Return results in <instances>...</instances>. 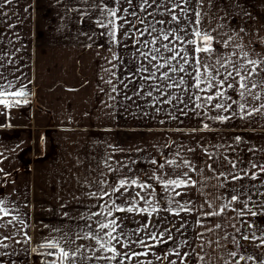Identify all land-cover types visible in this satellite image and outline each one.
Returning a JSON list of instances; mask_svg holds the SVG:
<instances>
[{"label":"crops","instance_id":"1","mask_svg":"<svg viewBox=\"0 0 264 264\" xmlns=\"http://www.w3.org/2000/svg\"><path fill=\"white\" fill-rule=\"evenodd\" d=\"M142 2L135 0L136 15H130L123 11H131L126 0H12L11 4L0 0V92H25L24 96L0 97L11 103L8 108L0 105V200L11 213L0 216V264H52L53 260L59 264V248L77 253L74 264L95 262L96 242L83 237L89 226L98 230V218L92 215L101 211L97 205L111 201L90 194L100 181L118 184L120 179L129 185L132 180L150 185L142 195L151 206L137 198V207H149V211L155 207L157 211L150 217L135 211L120 212L127 218L119 222H147L158 214L168 216L170 222L207 224L198 227L197 238L213 237L214 224H222L218 239L223 241V252L215 247L214 264H221L222 255L223 264H238L242 256L244 264H264V245L253 238L264 237V173L252 169L253 163L264 164V114L241 119L237 111L233 119L221 123L208 119L203 110L178 111L184 106L173 97L183 98L181 88L165 87L161 93L155 85L163 87L170 81L142 79L148 75L140 71L142 65L155 71L140 55L154 47L143 45L151 37L145 33L137 43L130 23L119 29L118 42L113 43L111 25L100 26L109 24L113 17L108 12L116 9L117 15L128 21L135 23L138 17L145 21L135 23V28L153 24L167 31L174 27L156 23L165 18L161 15L163 6L142 11ZM214 3V9L207 4L199 9L206 26L209 21L213 28L223 23V33L245 27L243 40L238 42L246 43L249 49L255 47L257 52L264 49L260 40L264 37V0ZM149 12L154 15L149 16ZM186 15L194 18L191 6ZM123 23L116 21L117 25ZM250 38L255 45L249 43ZM220 51H225L222 46ZM188 79L185 76L186 82ZM255 91L264 94L262 89ZM252 103L258 107L264 101ZM169 160L181 166L169 165ZM183 161L197 169L190 172L197 184L176 188L182 195L173 199L164 181L183 178L187 171ZM177 171L181 176L175 174ZM252 171L257 172V179L251 178ZM244 172L249 175L232 179L234 174L243 177ZM139 190L134 185L129 187L133 196ZM234 194L237 201H231ZM181 205L191 211H180ZM224 205L227 207L220 215H207ZM121 206L130 204L124 201ZM12 216L17 219L9 223ZM49 243L58 247L53 248L56 255L46 259L42 248ZM232 248H239L237 255L230 253ZM97 253L99 257L112 254L103 250ZM98 261L109 264L112 259Z\"/></svg>","mask_w":264,"mask_h":264},{"label":"snow or ice","instance_id":"2","mask_svg":"<svg viewBox=\"0 0 264 264\" xmlns=\"http://www.w3.org/2000/svg\"><path fill=\"white\" fill-rule=\"evenodd\" d=\"M5 2L11 4L12 0H5ZM126 2L131 5V11L129 9H123V11L126 14L136 15L135 9L137 5L135 0H126ZM219 3L223 4V0H219ZM169 4L171 5L170 7ZM205 4H207L210 9L216 7L214 0H164L163 5H161V0H143L140 5L142 11H146L147 8L153 6L156 8L161 6L164 7L165 12L161 13V15L165 16V18L156 23L169 26L174 25V27H169L167 31L164 28L157 29L153 24L146 25L143 29L135 28V23L144 24L145 21L139 17L135 23L128 21L125 17L118 16L116 9H110L108 12V14L113 17V19L109 21V24L102 23L100 26L107 28L111 25L109 35L112 37L113 43L118 42L117 32L119 29L123 28L124 24L130 23L133 24L137 43H140L139 37L144 36L145 33L151 37L150 40L145 39L143 45L147 47L150 44L154 47L149 48L148 52L141 51L140 55L148 60L155 71L142 65L140 71L148 73V75L142 77V79L148 81H170L163 87L160 84L155 85V90L161 93H163L165 87L168 89L181 88L184 93L183 98L179 96L173 97L184 106V108L178 109V111H184V109H188L189 111L203 110L204 115L208 119L221 123L233 119L237 115V111L241 114V119L251 117L257 113L264 114V103H260L258 107L252 103V101H264V94L255 91L256 89L264 90V49L257 52L255 47L249 49L246 43L238 42V40H243L241 34L246 32L245 27H239L238 30L231 29V32L223 33L220 31L225 27L223 23L213 28L211 26V21H209L206 26L204 22V13L199 10L203 8ZM188 6H191L194 18L186 15ZM235 6L239 7V4L237 3ZM0 7H3V5H0ZM148 15L152 16L154 13L149 12ZM167 16H170V19H168ZM182 16L184 19H187V24L184 23ZM220 19L223 20L224 17ZM117 20H123L124 23L117 25ZM232 32L235 33V36L231 34ZM153 33H160L162 35H153ZM181 33H183V35H181ZM125 35H129V33L125 31ZM260 40L264 42V37H260ZM164 41H167V43H164ZM173 41L177 43H173ZM249 43L255 45V41L251 40V38L249 39ZM180 45H184V47ZM221 46L225 50L224 52L220 51ZM164 53H168V55H164ZM116 58L114 54L113 60ZM161 69H165V71L157 76V72H160ZM177 74H179L178 78ZM185 76L189 78L187 82ZM107 83L112 84L113 82L112 80H108ZM125 87H127V84ZM112 91L116 92L117 88L113 86ZM136 94L138 93L134 92V95ZM8 95L24 96L25 92L23 90L12 93L0 92V97H6ZM147 95L151 96L152 92L149 91ZM126 99H131V97H126ZM26 102L27 101H25V103ZM163 102L166 103L168 101L165 100ZM15 103L19 104L20 101L17 100ZM190 104L193 105V107L190 108ZM0 105L8 108L11 106V103L7 99H0ZM249 105H251L250 110ZM211 112H216L217 114L208 115V113ZM220 113H230V115H223ZM204 128L208 129L209 125L205 123ZM236 139L240 140V137ZM152 163L157 164V161L153 160ZM166 163L169 165H176L177 168L181 166L177 164L175 160H169ZM183 165L187 168V171L182 174L183 178L167 179L164 181L165 188L172 190L173 199L182 195L181 192L175 191L176 188H192L197 184V181L193 180L190 175V172L196 171L197 169H195L189 161H183ZM158 167L163 168L165 165L159 164ZM232 167L236 168L237 165L233 163ZM209 169L214 170L212 165H209ZM252 169H257L260 173H264V164L253 163ZM0 171H2V169H0ZM175 174L181 176L179 171ZM220 175H223V173H220ZM248 175V172H244L243 177L234 174L232 175V179L240 180ZM251 178L257 179L256 171L251 172ZM130 185H134L140 189L135 192L134 196L132 192L129 191ZM130 185L126 179H120L118 184H105V181H100L97 190L90 194L92 197L98 198L101 201H103L105 197H108L109 201H111V203L105 201L103 204L97 205V207L101 208V211L94 212L92 215L98 218L96 221L98 231L93 233L91 231V226H89L88 234L83 237L94 239L96 244L99 245L97 251L103 250L113 254L111 257H97V259H116L117 256L121 255L113 244V241L120 243L119 236L114 235V233L121 227L118 223L120 218L114 216V212L130 213L135 211L140 214H147V216L150 217L153 212L157 211L155 207H152L151 211H149V207H137L138 200L144 201L151 206L149 200L142 195L146 189L151 187L150 185L138 184L136 180H132ZM151 195L152 193L150 192L149 196ZM237 200L238 196L235 194L232 195L231 201ZM117 201H121V203H117ZM124 201H128L130 206L126 208L121 206ZM4 204L5 202L0 200V216L8 217L11 213ZM209 207H211V204ZM226 207L227 205H224L221 207L220 211L209 212L207 215H220ZM180 211L190 212L191 209L186 205H181ZM174 214L179 215L180 213L174 212ZM253 215H255V213H253ZM100 217H104V219L101 220L99 219ZM109 217H111V219H107ZM16 219L17 217L12 216L11 220L8 222L11 223ZM149 223L150 221L143 223L142 228L147 229ZM184 227V223H181L180 228L183 229ZM216 227H220V225H216ZM137 231H139V229ZM165 231L167 232L168 230L165 229ZM163 235L164 232L159 234L160 237ZM105 237H107V239H105ZM149 238L154 241L158 240L156 233H152ZM248 238L247 236L244 237V239ZM253 238L260 239L261 245H264V237L258 238L254 236ZM5 239H8V237H5ZM171 239L172 236L169 235V240ZM160 242L166 243V241ZM138 243L146 248L152 247V245L146 244L143 239L139 240ZM3 247H7V245H3ZM47 247L56 248L58 246L54 243H49ZM172 254L179 258L180 264H187L186 258L189 256V253H181L180 251L174 250ZM48 255L54 256L56 253L50 252ZM76 255V252L70 253L63 248H59V264H64V261H67L68 264H74ZM123 255L127 256L126 253ZM131 255H146V253L133 252ZM232 255L235 256V253H232ZM201 259H203V257H201ZM241 259H243V257H241ZM52 264H57L56 260H53ZM170 264H177V261H170Z\"/></svg>","mask_w":264,"mask_h":264},{"label":"rangeland","instance_id":"3","mask_svg":"<svg viewBox=\"0 0 264 264\" xmlns=\"http://www.w3.org/2000/svg\"><path fill=\"white\" fill-rule=\"evenodd\" d=\"M116 217L120 219H126L127 217L121 216L119 212ZM169 217L159 216L155 214L150 219L149 227L147 229L142 228L143 221H125L119 222L121 225L120 228L117 229V232L114 235H118L120 238V243L113 241V244L118 249L120 256H117L116 259H112L109 264H170V261H177V264H180V260L177 256L173 255L172 253L174 250L180 251L181 253H189V256L186 258L187 264H214V258H217L215 253V247L219 246L220 251L222 250V240L218 239V232L219 229L221 230L222 224H214V236L213 237H201L197 238L196 232L203 225L207 224H196L190 222H170L168 221ZM175 218V217H173ZM154 220V221H152ZM181 223H184L185 227L183 229L180 228ZM216 225H220V227H216ZM209 226V224H208ZM139 229V231H137ZM165 229L168 231L166 232ZM179 229V231H178ZM209 229V227H208ZM93 233L97 232L98 230H91ZM207 231V230H205ZM89 230H87V233ZM161 232H164L162 237L159 236ZM200 233L202 231H199ZM152 233H156L158 236V240H152L149 236ZM169 235L172 236V239L169 240ZM196 236V237H195ZM145 240L146 244L152 245V247H145L138 243L139 240ZM198 240V244H197ZM160 241H166L160 242ZM218 242V244L214 245ZM97 249L99 245L95 244ZM243 249V248H241ZM249 250L250 248H246ZM44 250L45 258H49L53 255H48V253H56V250L53 248H49L45 246L42 248ZM239 248L233 249L230 252L237 253ZM96 255L94 257H99L97 250L95 249ZM135 253H146V255H136L132 256L131 254ZM127 254V256L123 254ZM46 254V255H45ZM237 255V254H235ZM112 256V254H111ZM130 257V258H129ZM159 257V258H158ZM203 257V259H201ZM227 256L225 255V258ZM230 257V255H229ZM243 257V256H242ZM223 259V255L221 256ZM228 258V257H227ZM221 259V264H223ZM99 259L96 258L95 262L92 264H100ZM250 260V259H249ZM238 264H244L245 260L238 258ZM56 262H58L56 260ZM225 264V262H224Z\"/></svg>","mask_w":264,"mask_h":264}]
</instances>
